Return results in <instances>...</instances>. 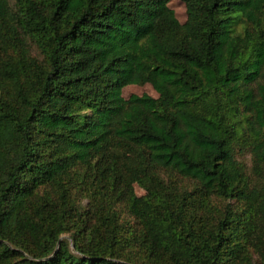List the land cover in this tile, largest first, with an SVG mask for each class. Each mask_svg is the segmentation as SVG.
I'll return each instance as SVG.
<instances>
[{
	"label": "trees",
	"instance_id": "obj_1",
	"mask_svg": "<svg viewBox=\"0 0 264 264\" xmlns=\"http://www.w3.org/2000/svg\"><path fill=\"white\" fill-rule=\"evenodd\" d=\"M170 1L0 0V264H264V0Z\"/></svg>",
	"mask_w": 264,
	"mask_h": 264
},
{
	"label": "rangeland",
	"instance_id": "obj_2",
	"mask_svg": "<svg viewBox=\"0 0 264 264\" xmlns=\"http://www.w3.org/2000/svg\"><path fill=\"white\" fill-rule=\"evenodd\" d=\"M168 8L174 12L175 17L178 19L180 23H184L186 20V14H185V8L184 5L178 1V0H171L168 3ZM142 95V94H148L150 96L155 97L156 94L151 88L150 85H144V86H135V85H130L125 87L122 90V95L124 98H127L130 95ZM248 160V157L245 158ZM138 193H141L140 190L137 191Z\"/></svg>",
	"mask_w": 264,
	"mask_h": 264
}]
</instances>
